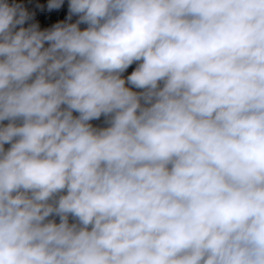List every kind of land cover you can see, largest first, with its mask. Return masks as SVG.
Wrapping results in <instances>:
<instances>
[{"label":"clouds","instance_id":"9594fccd","mask_svg":"<svg viewBox=\"0 0 264 264\" xmlns=\"http://www.w3.org/2000/svg\"><path fill=\"white\" fill-rule=\"evenodd\" d=\"M0 264H264V0H0Z\"/></svg>","mask_w":264,"mask_h":264},{"label":"trees","instance_id":"16d2710c","mask_svg":"<svg viewBox=\"0 0 264 264\" xmlns=\"http://www.w3.org/2000/svg\"><path fill=\"white\" fill-rule=\"evenodd\" d=\"M48 0H36L33 7V12H35V19L39 23L40 28H49L59 21H63L68 14V0H64V4L60 9H54L52 11L47 10ZM38 5L43 6V10L37 7ZM75 17L73 18V21ZM83 27V25H82Z\"/></svg>","mask_w":264,"mask_h":264},{"label":"rangeland","instance_id":"374dc122","mask_svg":"<svg viewBox=\"0 0 264 264\" xmlns=\"http://www.w3.org/2000/svg\"><path fill=\"white\" fill-rule=\"evenodd\" d=\"M9 2H13V0H9ZM16 3H21L23 4L29 11L33 12V7L35 5L36 0H15ZM38 21L37 19H35V22ZM135 65H132L127 72L125 73V75L130 74L131 71L134 69ZM94 123H99V122H94Z\"/></svg>","mask_w":264,"mask_h":264}]
</instances>
